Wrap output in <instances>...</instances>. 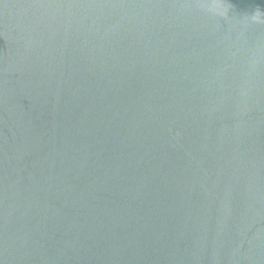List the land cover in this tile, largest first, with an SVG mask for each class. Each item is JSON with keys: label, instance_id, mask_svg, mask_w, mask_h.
Returning a JSON list of instances; mask_svg holds the SVG:
<instances>
[{"label": "water", "instance_id": "95a60500", "mask_svg": "<svg viewBox=\"0 0 264 264\" xmlns=\"http://www.w3.org/2000/svg\"><path fill=\"white\" fill-rule=\"evenodd\" d=\"M0 264H264V0H0Z\"/></svg>", "mask_w": 264, "mask_h": 264}]
</instances>
